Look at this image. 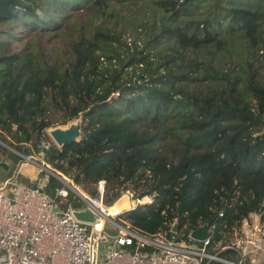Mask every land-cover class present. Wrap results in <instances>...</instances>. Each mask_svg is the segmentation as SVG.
I'll return each mask as SVG.
<instances>
[{"label": "trees", "instance_id": "1", "mask_svg": "<svg viewBox=\"0 0 264 264\" xmlns=\"http://www.w3.org/2000/svg\"><path fill=\"white\" fill-rule=\"evenodd\" d=\"M119 1L0 0V25L61 33L68 11L112 13ZM143 1L152 19L131 42L101 25L49 58L12 49L0 28V139L14 162L32 146L92 192L105 178L108 202L128 189L150 195L124 212L142 230L207 223L215 243L249 212L264 218V76L253 66L264 56V0ZM79 114V141H49L47 126ZM12 170L1 179L21 181ZM47 177L42 188L52 193L62 183Z\"/></svg>", "mask_w": 264, "mask_h": 264}, {"label": "built area", "instance_id": "2", "mask_svg": "<svg viewBox=\"0 0 264 264\" xmlns=\"http://www.w3.org/2000/svg\"><path fill=\"white\" fill-rule=\"evenodd\" d=\"M42 166L62 183L52 193L42 188L41 179L31 184L13 176L0 180V264H264V218L258 212H249L233 227L230 232L237 241L230 243L222 238L212 242L213 226H208L205 238H196L190 231L186 239L183 231L179 234L183 228L171 229L173 223L148 232L121 214L151 201L150 195H136L127 208L115 207V199H105V178L95 182L94 192H87L61 171H52L43 158ZM72 197L79 202L65 204ZM82 204L96 215V221L76 218L72 208ZM105 226L117 232L111 234ZM225 249H231L232 255H222Z\"/></svg>", "mask_w": 264, "mask_h": 264}, {"label": "rangeland", "instance_id": "3", "mask_svg": "<svg viewBox=\"0 0 264 264\" xmlns=\"http://www.w3.org/2000/svg\"><path fill=\"white\" fill-rule=\"evenodd\" d=\"M45 1L46 0H41L42 3H44ZM50 5L53 7L51 3ZM84 5L85 4H82L81 6ZM112 6H113V9L111 11L112 13H108L105 10L101 12V10H97L93 6L90 8L87 6L74 11H68L72 13H70L66 21V23L68 22V25L62 28L63 31H61V33L59 32L41 33V31L37 28L30 27L32 29L31 30L24 24L19 23L18 25L17 24L14 25L12 28H10L7 24H1L0 28H3L5 31L1 35L4 37H8L11 47L14 50H19L25 47H27L28 49L35 48V50L39 52V54L42 57L46 56L49 58L51 55L53 54L55 55L60 51L68 48L71 39L74 36H76L79 31L85 32L88 29L93 30L94 28L102 25L112 29L121 30L123 34L122 36L126 38L128 42H131V40L135 38L134 37L136 34L135 31L141 30L143 25L148 24L152 19L149 3L143 0H121L119 2L112 3ZM75 26H77L79 30H77ZM214 58H215L214 60H218L216 55L214 56ZM220 58L222 59L221 60L222 66L227 67L231 59L227 56L224 57L223 55H221ZM263 58L264 56H261L259 52L255 54L253 66L254 67L257 66L258 71L261 72L264 76V67L258 66L261 59ZM127 69L129 71L132 70L130 66H127ZM202 87L203 89H207V86L203 85ZM116 94L117 92H115L113 95ZM49 106L50 109L53 110L52 106L51 105ZM58 114H60V111L54 110V115L52 116L56 117ZM45 132L47 133L46 129ZM47 135L49 141L54 142L48 133ZM28 145H30V143H28ZM11 152L13 153V149L11 148V145L0 139V180L3 176H5V174H7L9 168L13 167L12 172L16 174L20 172L19 177L21 178L22 182L26 181L24 183L28 184L30 181H33L34 179L37 180L41 179L45 181L42 187L46 186V183L48 181L47 176L49 171L46 170L45 168H42L43 166H42L41 154H38L35 151V149L31 146L28 154H24L20 152L19 154L21 156V159H16L14 162ZM1 162H4L6 164V167L3 164H1ZM49 167L51 166L49 165ZM40 172L42 175H39ZM75 183L78 187H81L87 192H90L91 184L89 183L81 184V182H75ZM123 194L127 196L126 200H124V198L120 199V197ZM136 194L138 195V193H134L132 189H128L123 193H121L119 197L115 198V202L119 199L118 204L123 206L121 208H127L128 206L134 203V198ZM74 202H79L78 197H72L71 199H67L65 204H74ZM124 212L125 211L123 210L121 214L123 217H124ZM182 231L184 232V238L188 239L187 234L190 232V230L186 231L185 228H183V230L179 231L180 235ZM253 233L255 235H258V232H253ZM235 241H237V236L235 235L234 231L233 233L230 231L223 233L222 235L223 243H230ZM251 264H261V263L259 261H255L254 263Z\"/></svg>", "mask_w": 264, "mask_h": 264}, {"label": "water", "instance_id": "4", "mask_svg": "<svg viewBox=\"0 0 264 264\" xmlns=\"http://www.w3.org/2000/svg\"><path fill=\"white\" fill-rule=\"evenodd\" d=\"M81 123H82V114H79L76 117H72L63 123H55L46 127V131L49 136L52 138L54 143L61 147L66 143L79 141L81 139ZM72 211L76 218L88 222L96 221V215L86 206L79 205L72 208ZM178 221L175 220L172 224L171 229L173 231L177 230ZM105 230L111 234H115L117 230L109 226H105ZM192 236L196 238H205L208 236V224L203 223L198 227L190 230Z\"/></svg>", "mask_w": 264, "mask_h": 264}, {"label": "bare ground", "instance_id": "5", "mask_svg": "<svg viewBox=\"0 0 264 264\" xmlns=\"http://www.w3.org/2000/svg\"><path fill=\"white\" fill-rule=\"evenodd\" d=\"M123 198H124V200H126L127 196H125V195L123 194V195L120 197V199H123ZM118 200H119V199H118ZM118 200L115 202L114 206H115V207H123L122 205L118 204V202H119ZM127 205H128V204H127ZM125 206H126V205H125Z\"/></svg>", "mask_w": 264, "mask_h": 264}, {"label": "crops", "instance_id": "6", "mask_svg": "<svg viewBox=\"0 0 264 264\" xmlns=\"http://www.w3.org/2000/svg\"><path fill=\"white\" fill-rule=\"evenodd\" d=\"M33 183V182H32Z\"/></svg>", "mask_w": 264, "mask_h": 264}]
</instances>
